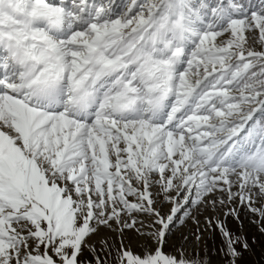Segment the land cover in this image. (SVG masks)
Here are the masks:
<instances>
[{
    "label": "snow or ice",
    "instance_id": "obj_1",
    "mask_svg": "<svg viewBox=\"0 0 264 264\" xmlns=\"http://www.w3.org/2000/svg\"><path fill=\"white\" fill-rule=\"evenodd\" d=\"M262 199L264 0H0V264H84L121 213L155 247L116 264H206L164 251L177 214L239 200L264 224ZM217 227L235 264L248 242Z\"/></svg>",
    "mask_w": 264,
    "mask_h": 264
},
{
    "label": "rangeland",
    "instance_id": "obj_2",
    "mask_svg": "<svg viewBox=\"0 0 264 264\" xmlns=\"http://www.w3.org/2000/svg\"><path fill=\"white\" fill-rule=\"evenodd\" d=\"M250 43L252 40L250 39ZM256 50L261 46L258 42L253 44ZM158 179V174H154V180ZM237 189L234 188L233 191ZM156 202V207L162 215L170 214L173 206L172 202L165 199L161 187L153 183L150 187ZM175 195V193H173ZM183 193L180 196L182 201ZM214 198L226 200V193L217 192ZM129 200L136 202V197L130 196ZM264 204V199L257 202L255 206L260 207ZM239 205V200L233 205L221 206L217 204L215 208L211 205H189L184 212L177 215L181 219H176L170 225L169 231L165 237L164 251L167 254L175 255L183 252L186 256H198L206 261V264H233V257L226 255L227 244L225 238L217 227V222L223 223L225 227L234 235L241 236L247 240L249 247L247 249L239 248L240 256L235 259V264H264V231L261 230L264 224L260 222L257 213L250 212L246 207L240 208V218L237 220L234 216L225 215L229 207ZM128 223L131 219L137 221L135 228H124L120 231V226L113 224L111 228L101 226L95 234L87 238V246L82 248L80 260L84 264H95V259L100 256L105 260V264H116L117 249L121 247V241L125 246L139 254L145 251L146 243L155 247L153 241H147L141 233H147L151 229L153 218L144 213H132L131 218L126 213H121ZM208 220L212 223L209 224ZM199 221V225L196 223ZM137 229L140 231L138 232ZM199 237V239L197 238ZM93 248L95 249L93 251Z\"/></svg>",
    "mask_w": 264,
    "mask_h": 264
}]
</instances>
